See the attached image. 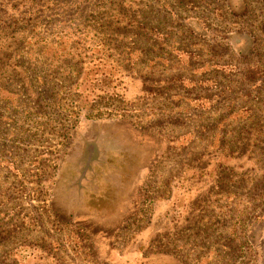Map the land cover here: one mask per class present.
<instances>
[{
    "label": "rangeland",
    "instance_id": "1",
    "mask_svg": "<svg viewBox=\"0 0 264 264\" xmlns=\"http://www.w3.org/2000/svg\"><path fill=\"white\" fill-rule=\"evenodd\" d=\"M0 264H264V0H0Z\"/></svg>",
    "mask_w": 264,
    "mask_h": 264
}]
</instances>
